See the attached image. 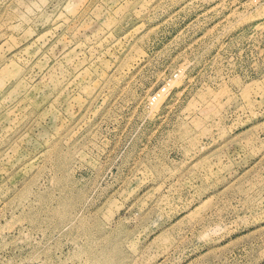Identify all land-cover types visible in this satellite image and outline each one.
Listing matches in <instances>:
<instances>
[{
    "label": "rangeland",
    "instance_id": "374dc122",
    "mask_svg": "<svg viewBox=\"0 0 264 264\" xmlns=\"http://www.w3.org/2000/svg\"><path fill=\"white\" fill-rule=\"evenodd\" d=\"M0 264H264V0H0Z\"/></svg>",
    "mask_w": 264,
    "mask_h": 264
}]
</instances>
